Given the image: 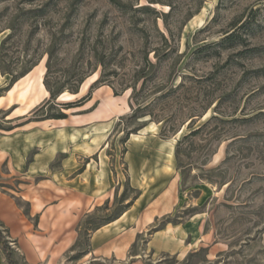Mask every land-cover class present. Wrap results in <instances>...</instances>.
I'll use <instances>...</instances> for the list:
<instances>
[{"label": "rangeland", "instance_id": "1", "mask_svg": "<svg viewBox=\"0 0 264 264\" xmlns=\"http://www.w3.org/2000/svg\"><path fill=\"white\" fill-rule=\"evenodd\" d=\"M43 4L48 5L43 13L36 17L28 13ZM229 34L233 36L226 40ZM81 43L84 50L79 53ZM95 50L104 67L91 73L95 61L90 56ZM47 53L52 54L48 82L54 88L71 89L82 75L87 76L77 94L65 90L53 105L35 114L49 94L22 117L11 115L15 106L0 109V145L8 143L12 130L59 110L74 133L73 118L95 111L98 102L85 107L90 99L68 111L60 107L86 96L101 75L103 84L91 97L103 88L101 96L110 94L119 108L126 110L128 103L127 112L110 121L105 145L114 175L113 200L82 216L76 227L78 242L65 253L64 264H264V0H0L4 67L19 72L37 61L45 89ZM145 57L157 67H145ZM38 71L30 83L35 99L41 97L35 81ZM10 77L0 69V98L11 90H6ZM133 86L139 91L138 103L149 105L146 117L137 120L129 118ZM141 124L149 132L141 128L126 139V133ZM153 136L174 159L179 178L175 210L138 235L124 261L89 260L95 226L122 214L139 198L141 190L131 184L130 166L138 160L140 142L147 161H152L148 152L155 148L150 143ZM35 153L27 155V165ZM61 160L62 155L57 156L51 170L60 167ZM10 169L0 163V193L27 214L24 199L37 192L35 183ZM175 224L193 232L200 226L196 238L202 235V246L183 258L154 254L148 247L151 235ZM7 241L15 252L9 232Z\"/></svg>", "mask_w": 264, "mask_h": 264}, {"label": "crops", "instance_id": "2", "mask_svg": "<svg viewBox=\"0 0 264 264\" xmlns=\"http://www.w3.org/2000/svg\"><path fill=\"white\" fill-rule=\"evenodd\" d=\"M38 67L0 98V109L15 106L11 115L22 117L48 98L41 85L43 70ZM36 70L39 73L35 81L41 93L37 99L32 98L30 86ZM102 89L96 90L85 105L98 102L95 111L81 114L79 118L72 117L74 133L69 132L68 119L29 122L20 130H12L8 143L0 145V163L9 164L12 174L24 173L27 182L33 181L37 189L36 193H27L24 199L29 206L27 214L0 193V222L15 243L19 264H64L63 257L77 239L76 227L82 216L105 203L110 205L113 200L114 175L104 155L105 145L110 121L125 114L128 103H125L126 110L119 108L110 94L101 96ZM148 130L149 127L142 129ZM150 140L155 147L148 152L152 154V161H147L145 145L140 142L138 160L132 161L129 171L131 184L141 190L139 198L116 220L90 235L89 260L124 261L137 236L155 220L175 210L179 201V178L172 153L162 151L163 144L156 136ZM33 150L36 153L27 165L26 157ZM59 155H62L60 167L51 170V163ZM34 218L36 221L32 223ZM199 231L200 226L193 232L183 224L167 225L151 235L148 247L154 254L183 258L202 246V235L196 238ZM192 235L194 237L190 238ZM0 264H7L1 252Z\"/></svg>", "mask_w": 264, "mask_h": 264}, {"label": "trees", "instance_id": "3", "mask_svg": "<svg viewBox=\"0 0 264 264\" xmlns=\"http://www.w3.org/2000/svg\"><path fill=\"white\" fill-rule=\"evenodd\" d=\"M111 2H114V0H111ZM47 6H48L47 4H43L40 8L30 9L28 11V13L36 14V15H34V17H36V16H38V14L43 13V11L45 10V8ZM119 6H122V5H119ZM145 10H147V9H145ZM232 36H233L232 34H229L225 38H226V40H229L230 38H232ZM83 50H84V45L81 43L79 53H82ZM94 52L95 53L90 56L95 61V67H94V70L91 71V73L94 72L98 68V66H101V68L104 67V61H103L102 57L96 52V50ZM155 54H156V52H155ZM47 55H48V61L46 63L47 70H46V73H45V76H44L43 85H44L46 91L49 92L48 94L50 95V98H49V100L46 103H44V104L40 105L39 107H37L33 111V114H35V113L39 112L40 110H42L44 107H46L47 104H48V106H49V104L50 105H53L54 100H56L59 96H61L65 90H68L72 95L73 94H77L80 84L83 82L84 78L87 76V74L82 75L77 80L76 85L73 88H71V89H64L62 87L54 88L48 82V72H49V65H50L49 62H50V58L52 57V54L51 53H47ZM34 66L35 67L37 66V61L32 62L29 66L23 68L19 72H16V71H14V72L13 71H8L9 69H6L4 67V65H3L2 55L0 54V69H1V72L3 74H8V75L11 76L10 77V81L8 83V86H7L6 90L9 91L12 88L11 86L14 85L21 78H23L24 75L26 76L34 68ZM144 66L145 67H149V68L152 69V68H156L157 67V64L151 63L147 59V57H145L144 58ZM143 72H144V69L143 68L140 69V71H139V74H140L139 79H143L144 78ZM102 78H103V76L101 75L100 78L98 80H96L91 85V87L89 89V92H88V94L86 96H84L83 98H81L76 103L63 104L60 108L61 109H65L63 111H68L70 109H73V108L82 106L84 103H86L87 101H89L91 99V93L93 92V90L95 88H97L99 85L103 84V79ZM144 85H145V79H143V81H142L141 89H142V87H144ZM111 88H112V91H113V95L117 96L118 95L117 91L113 87H111ZM138 96H139V91H137L136 88L133 86L132 87V94H131V100L132 101L130 103V108H131V114L129 116L130 119L131 118H134V119L137 120V119H140V118H144L147 115L145 113V110L148 108L149 105L142 106L141 103H138ZM65 118H66V115L64 113H62L61 110H59L54 115H50V116L46 115V116H43V117H41L39 119H36V120L37 121L46 120V119H57V120H60L61 119L62 120V119H65ZM145 125L146 124H141L139 126H136V128H134L133 130L128 131L126 133V139H128V136L130 134H135L141 128H143ZM11 129H9V130H11ZM178 155H179V148H177L176 149V152H175L176 158H178ZM177 161H178V159H177ZM129 205L130 204H128L127 207ZM120 214L121 213L117 214L113 219L108 220L106 223H104V224H102L100 226H95V228L93 229V231H95V230L99 229L101 226H103L105 224H108L111 221L117 219ZM79 236H80V234H79ZM7 237H8V230L4 227L3 224L0 223V252L5 257V260H6L7 264H19V262H18V260L16 258V255H15L14 250L8 244ZM77 242H78V240H77ZM77 242L72 247V249L74 247H76ZM205 251H206L205 249H201L200 250V252H205ZM85 253H86V250H84L82 252V255H84ZM82 255L80 254L75 259H80L82 257Z\"/></svg>", "mask_w": 264, "mask_h": 264}, {"label": "bare ground", "instance_id": "4", "mask_svg": "<svg viewBox=\"0 0 264 264\" xmlns=\"http://www.w3.org/2000/svg\"><path fill=\"white\" fill-rule=\"evenodd\" d=\"M153 127H154V126L151 125V130L153 129ZM149 129H150V128H149ZM150 132H151V131H150ZM136 136H137V135H134V138H135V139H136Z\"/></svg>", "mask_w": 264, "mask_h": 264}]
</instances>
